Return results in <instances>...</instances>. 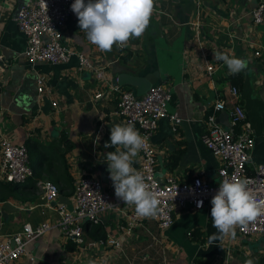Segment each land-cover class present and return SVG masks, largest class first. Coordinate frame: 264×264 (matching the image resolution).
I'll list each match as a JSON object with an SVG mask.
<instances>
[{
    "label": "crops",
    "instance_id": "0c3cea01",
    "mask_svg": "<svg viewBox=\"0 0 264 264\" xmlns=\"http://www.w3.org/2000/svg\"><path fill=\"white\" fill-rule=\"evenodd\" d=\"M24 1L0 0V135L32 151L37 181H52L49 174L62 173L57 183L66 182V188L59 189V195L69 200L71 195L63 191L68 192L77 178L91 176L111 193L113 202L120 200L114 194L105 161L115 148L104 145L110 142L112 125L124 124L115 113L120 91L137 94L120 76L144 77L152 71H158L155 83L171 88L168 114L180 118L178 124L160 119L151 138L158 176L188 181L202 171L209 183L217 182L219 156L206 148L201 135L210 114L216 115L219 125L229 127L230 104L215 111L214 103L226 98L232 85L238 88L255 138L249 166L264 163V16L255 25L250 12L257 0H201L199 6L195 0H156L145 33L110 52L91 44L80 30L78 18H71L61 42L75 54L56 64H31L25 57L26 37L14 20ZM196 32L206 59L215 66L210 75ZM214 53L246 59L247 69L238 73L241 78H228L231 73L222 61L214 59ZM79 54L95 67H104V80H99L94 70L79 69ZM39 80L42 93L37 91ZM98 91L103 95L95 98ZM53 101L56 106L51 105ZM139 161L140 153L135 168ZM5 194L0 192V241L25 223L55 222L59 206L64 204L46 203L37 183L35 189L22 188L15 197ZM211 207V200H207L201 210H179L166 229L147 219L129 232L123 210H107L98 215L97 224L84 223L82 244L53 229L29 243L14 264H88L89 260L96 264H200L197 258L210 264H245L247 259L262 264L263 236L236 234L208 245L209 237L217 233ZM108 238L119 240L120 248L100 243ZM247 242L256 244L247 246Z\"/></svg>",
    "mask_w": 264,
    "mask_h": 264
},
{
    "label": "built area",
    "instance_id": "2783aa9c",
    "mask_svg": "<svg viewBox=\"0 0 264 264\" xmlns=\"http://www.w3.org/2000/svg\"><path fill=\"white\" fill-rule=\"evenodd\" d=\"M201 0H195L199 6ZM87 2V0H86ZM74 0H25L17 8L14 15L16 25L26 37L25 57L31 64L39 62L56 64L66 62L74 55V51L61 42L63 29L71 18H77L71 10ZM255 25L263 21L264 1L257 0L256 6L250 11ZM201 55L204 59L206 71L210 75L215 66L211 64L201 47L199 34L196 32ZM256 55L260 52L256 51ZM79 69H91L99 80H104V67H95L86 57L78 55ZM37 91L42 93V82L37 81ZM103 91L94 94L100 98ZM171 88L163 83H154L140 95L132 90L120 91L115 113L121 117L123 123H132L145 138L146 144L140 152V161L136 169L146 178L151 189L158 193L159 211L155 217L143 218L137 216L135 207L122 200L113 202L111 193L103 184L91 176L79 177L74 182V190L69 203L59 206V218L55 222H45L33 226L25 223L22 228L0 241V264H14L25 253L26 246L42 237L46 232L57 229L66 239L82 244L83 225L85 222L97 224L98 215L111 209H122L126 218V230L129 232L135 227L142 226L147 219L157 223L159 229H166L173 224L174 214L183 209L201 210L207 200H211L219 189V184L226 177L233 175L249 179V187L264 198V163L250 167L251 151L255 138L246 114L239 100L238 88L230 87L226 98H219L214 103L215 111H223L230 104L229 127H223L216 122V115L210 114L205 120V131L201 141L211 152L219 156L220 167L218 180L209 183L203 172L199 171L188 181L177 180L172 176L164 178L158 176L156 171V155L151 138L162 118H168L173 124H178L180 118L177 114H168V105L171 101ZM56 106V102L51 103ZM29 166L28 150L22 143L12 142L9 138L0 135V180L3 182H20L32 176ZM40 189L46 203L56 200L60 194L58 186L50 180H38ZM203 201L201 207L198 202ZM190 235V232L187 233ZM236 234L242 237L263 236L264 217L258 218L254 224L245 228L237 227ZM103 240V239H100ZM120 248V241L108 238L100 243ZM95 243H90L94 245Z\"/></svg>",
    "mask_w": 264,
    "mask_h": 264
},
{
    "label": "clouds",
    "instance_id": "9594fccd",
    "mask_svg": "<svg viewBox=\"0 0 264 264\" xmlns=\"http://www.w3.org/2000/svg\"><path fill=\"white\" fill-rule=\"evenodd\" d=\"M71 10L78 18V25L87 40L102 52L113 47L123 48L133 38H140L147 30L156 10V0H74ZM214 59L222 61L233 75L248 67L246 59L214 53ZM145 138L132 123L115 124L110 130V142L105 147L115 151L106 155L109 178L113 182L115 196L135 207L137 216L152 218L158 214V193L146 182L145 176L133 165L144 149ZM246 177L233 175L219 184L211 199L210 216L217 233L208 239L211 246L226 237L235 238L237 227L245 228L264 217V198H258L249 187ZM203 201L198 202L201 207ZM88 264H96L89 260ZM245 264H255L247 259Z\"/></svg>",
    "mask_w": 264,
    "mask_h": 264
},
{
    "label": "trees",
    "instance_id": "16d2710c",
    "mask_svg": "<svg viewBox=\"0 0 264 264\" xmlns=\"http://www.w3.org/2000/svg\"><path fill=\"white\" fill-rule=\"evenodd\" d=\"M228 78H241V75L240 74H231L228 76ZM234 84V82H233ZM28 158H29V166L31 168V170L33 171V174L31 177L27 178V181H24L23 183H17V182H3L1 183L2 184H6V186H0V192H3L5 193L6 192V197L7 196H11V197H15V194L17 192H19L22 188H30V189H35L36 187V182L37 180L35 179V176H37V173H36V167L34 166L36 164V159L34 158V155L32 154V151H30V149H28ZM65 164V162H64ZM38 177V176H37ZM63 177L62 173H58V174H49V178L48 179H51L57 186H59L58 188L59 189H64L66 188V182L64 183H61V184H58L57 182L59 180H61V178ZM67 181L68 183H71V180L69 178H67ZM74 190V184H70V190L68 192L66 191H63L66 195H72V192ZM5 191V192H4ZM60 192V191H59ZM103 238V236L99 235L98 238ZM72 243V242H70ZM75 244L72 243L71 245V248L74 249ZM197 262H199L200 264H210V261H207V260H204V259H201V258H197L196 259ZM260 263L264 264V258L260 259Z\"/></svg>",
    "mask_w": 264,
    "mask_h": 264
},
{
    "label": "water",
    "instance_id": "95a60500",
    "mask_svg": "<svg viewBox=\"0 0 264 264\" xmlns=\"http://www.w3.org/2000/svg\"><path fill=\"white\" fill-rule=\"evenodd\" d=\"M120 77L123 78V80L127 79L125 82L132 84L136 88V93L140 95L143 92H145L149 86H151L157 81L158 71H152L146 74L144 77H138V76H128L127 77L124 75H121ZM120 80L122 79H118V81ZM57 199L58 200H53L52 203L61 202L64 204H68L67 209L72 210V204L69 203V200L67 197L61 194L58 196Z\"/></svg>",
    "mask_w": 264,
    "mask_h": 264
},
{
    "label": "rangeland",
    "instance_id": "374dc122",
    "mask_svg": "<svg viewBox=\"0 0 264 264\" xmlns=\"http://www.w3.org/2000/svg\"><path fill=\"white\" fill-rule=\"evenodd\" d=\"M252 240V239H251ZM254 244H256V243H254ZM253 243H249V242H247V246H251V245H254Z\"/></svg>",
    "mask_w": 264,
    "mask_h": 264
}]
</instances>
